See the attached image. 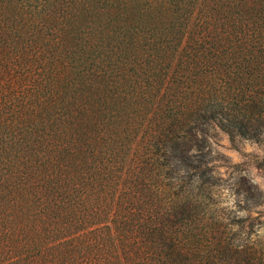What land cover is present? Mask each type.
<instances>
[{
    "label": "trees",
    "instance_id": "trees-1",
    "mask_svg": "<svg viewBox=\"0 0 264 264\" xmlns=\"http://www.w3.org/2000/svg\"><path fill=\"white\" fill-rule=\"evenodd\" d=\"M216 132L264 136V0H0V264H264Z\"/></svg>",
    "mask_w": 264,
    "mask_h": 264
},
{
    "label": "rangeland",
    "instance_id": "rangeland-1",
    "mask_svg": "<svg viewBox=\"0 0 264 264\" xmlns=\"http://www.w3.org/2000/svg\"><path fill=\"white\" fill-rule=\"evenodd\" d=\"M212 161L225 187L221 197L224 205L232 207L235 201H241L236 210L240 217L250 216L249 223L254 224L256 239L264 251V136L258 142H232L226 134L216 132Z\"/></svg>",
    "mask_w": 264,
    "mask_h": 264
}]
</instances>
